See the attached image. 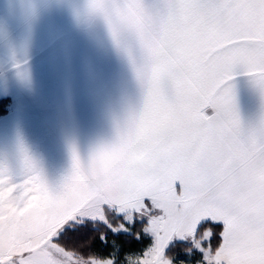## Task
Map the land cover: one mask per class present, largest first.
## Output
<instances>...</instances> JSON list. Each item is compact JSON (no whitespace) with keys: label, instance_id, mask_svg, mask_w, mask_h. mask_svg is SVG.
I'll list each match as a JSON object with an SVG mask.
<instances>
[{"label":"snow or ice","instance_id":"obj_1","mask_svg":"<svg viewBox=\"0 0 264 264\" xmlns=\"http://www.w3.org/2000/svg\"><path fill=\"white\" fill-rule=\"evenodd\" d=\"M87 10L117 43L121 27L137 38L143 106L86 163L73 149L56 188L27 157L18 182L0 165V264H264V122L244 127L231 83L243 72L264 91V0H88ZM137 224L135 239L151 242L126 255L80 231L133 236Z\"/></svg>","mask_w":264,"mask_h":264},{"label":"crops","instance_id":"obj_2","mask_svg":"<svg viewBox=\"0 0 264 264\" xmlns=\"http://www.w3.org/2000/svg\"><path fill=\"white\" fill-rule=\"evenodd\" d=\"M87 3L0 0V98L18 99L0 117V159L11 179L29 174L27 157L58 187L72 171L73 149L86 163L143 106L137 38L124 41L119 31L117 43ZM231 83L242 124L259 126L264 91L243 72Z\"/></svg>","mask_w":264,"mask_h":264},{"label":"trees","instance_id":"obj_3","mask_svg":"<svg viewBox=\"0 0 264 264\" xmlns=\"http://www.w3.org/2000/svg\"><path fill=\"white\" fill-rule=\"evenodd\" d=\"M2 101L3 100L0 101V114L1 115L5 114L6 112V104L3 105ZM97 227H98V231L92 230L91 228L81 229L80 231H82V234H81L82 239H83V242L89 245H92L93 247L97 249H104L105 253L110 251L111 243H114V242L120 245L122 250L123 249H126V250L137 249L141 245V241L135 239V234L139 232V229H140L139 224L136 225L133 231L134 233L133 236L128 235L127 233H120V232L114 233L103 225H98ZM216 231H219V229H217ZM102 233L106 234L107 236V245L109 246L107 248H105V244H103V241L99 239V236ZM184 248L185 246L179 245L174 249V252L182 250Z\"/></svg>","mask_w":264,"mask_h":264},{"label":"rangeland","instance_id":"obj_4","mask_svg":"<svg viewBox=\"0 0 264 264\" xmlns=\"http://www.w3.org/2000/svg\"><path fill=\"white\" fill-rule=\"evenodd\" d=\"M137 42H138V40H137ZM138 46H139V43H138ZM139 52H140V50H139V48L137 49V60H139L140 61V54H139ZM137 94H144V89H143V86L142 85H139V92L137 93ZM1 100H3L2 102H3V105H5L6 104V112H5V114H3V115H6V114H8L9 113V111H11V110H13L14 108H16V101L15 100H18L17 99V97H15V96H11V97H3V98H0V101ZM3 115H1L0 114V117L1 116H3ZM18 119H20L19 117H17ZM0 165H2L4 168H5V170H6V174L8 175V174H10V169H9V167H8V165H6V164H4L3 163V161L0 159ZM13 182H18V181H20L21 179H18V178H14V179H11ZM120 221H116V220H113V223L114 224H118ZM141 227V226H140ZM133 231H134V229H133ZM115 233H118V232H115ZM120 233H123V232H120ZM140 241H141V245H140V247H138L137 249H130V250H126V249H123L122 250V252H121V255H126V254H128L129 252H139V251H141V250H143L144 248H146L147 246H148V244L151 242V237H142L141 239H140ZM145 241V242H144ZM103 244H105V242H103ZM113 243H111V245H112ZM118 245V244H117ZM120 246V245H119ZM122 249V248H121ZM112 249L110 248V251H111ZM109 251V252H110ZM183 251H184V249H182V250H179V251H176V252H174V254H176L180 259H185L184 257H183ZM171 254V253H170Z\"/></svg>","mask_w":264,"mask_h":264},{"label":"clouds","instance_id":"obj_5","mask_svg":"<svg viewBox=\"0 0 264 264\" xmlns=\"http://www.w3.org/2000/svg\"><path fill=\"white\" fill-rule=\"evenodd\" d=\"M120 32H121V38L124 41L130 40L133 36V34L130 31H128V29L125 27H121Z\"/></svg>","mask_w":264,"mask_h":264}]
</instances>
